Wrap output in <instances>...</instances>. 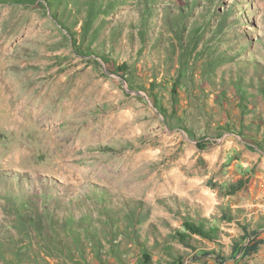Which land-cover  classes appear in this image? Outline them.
Wrapping results in <instances>:
<instances>
[{"label":"rangeland","instance_id":"374dc122","mask_svg":"<svg viewBox=\"0 0 264 264\" xmlns=\"http://www.w3.org/2000/svg\"><path fill=\"white\" fill-rule=\"evenodd\" d=\"M91 2L67 5L77 31L95 14L108 62L47 5L0 2V264H264V241L234 246L242 226L264 240V0ZM187 211L226 261L178 241Z\"/></svg>","mask_w":264,"mask_h":264},{"label":"trees","instance_id":"16d2710c","mask_svg":"<svg viewBox=\"0 0 264 264\" xmlns=\"http://www.w3.org/2000/svg\"><path fill=\"white\" fill-rule=\"evenodd\" d=\"M36 0H0V2H9V3H15V4H31L35 2ZM146 1V0H145ZM181 1V5L183 4V0ZM40 4H45L48 6L52 16L57 19V22L66 29L67 34L69 35L70 38V43L71 47H73L75 50H79L82 55H85L87 57H90L91 55L93 56H99L102 60L105 62H108V58L104 51L101 50L99 52L98 47L99 46H94L92 45L94 42L96 43L99 32L101 29V26L97 27L93 23V21L96 19L95 14L91 16L89 14L88 17H86L83 22L80 31L75 30L74 25L76 22V19L72 18V9L70 10V7L67 5V0H38ZM81 0H74V3L77 5V7L80 6ZM111 1H108L110 3ZM101 0H92L91 2V8L93 12H97L99 8H101ZM61 5L63 8H61ZM145 5L148 7V4L145 3ZM211 7V4L209 5ZM182 9H184L181 6ZM79 10V8H78ZM216 13V9L211 8L208 11V16L204 17V20L200 22L197 26H194L191 29V43L189 44H181L183 51H186L187 45H189L190 49H196V45L200 42V40L203 39V34L207 32L210 24V18H212L211 15ZM184 14V12H183ZM225 13L221 14V17L216 20V30L215 33L209 38V41L205 43L202 47V51H211L214 47L217 46L213 40L219 39V36L222 34V29H223V23L227 22V19L223 16ZM178 25V24H177ZM94 46V47H93ZM218 50V49H217ZM219 51V50H218ZM222 52V53H220ZM220 54L217 52L213 54V56L207 57L205 60V69L208 67V69H214L218 65V63L221 60H225L226 53L224 54L223 51H219ZM230 57V56H229ZM97 62V60H94ZM127 65L125 62L122 64H118L115 66L117 70H122L125 69ZM236 85L238 86L239 92L242 96L245 95V90L242 87V83L237 82ZM19 205L24 208L23 204L19 202ZM71 218V217H70ZM69 218V221H70ZM209 220L206 219L205 217L200 216L199 219H195L194 216L190 212H186L185 215L183 214L181 217V225L183 227V230H176L175 235L178 239V241L186 248L189 250H196V249H201L200 250V255L201 256H209L217 260L218 263H223L224 261L227 260L226 257L221 256L220 253L215 249V248H209L205 245L204 240H216L219 235L218 227L210 225ZM68 227H72V222L68 224ZM243 228V240L246 239V241L242 244H234L235 247H237V250L242 251V255H252L256 253L259 248L261 247L263 243V238L260 236V230L259 228H252V230L246 226H242ZM234 247V248H235ZM1 252V250H0ZM111 252L114 254L116 253L113 248H111ZM82 255V253H81ZM144 263L150 264L151 261L149 260V257L147 255L144 256ZM84 258H81L82 264H85Z\"/></svg>","mask_w":264,"mask_h":264}]
</instances>
